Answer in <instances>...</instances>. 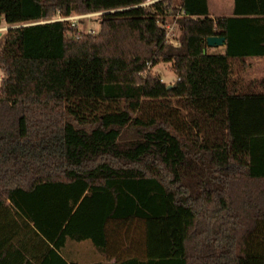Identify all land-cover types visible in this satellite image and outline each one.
Returning <instances> with one entry per match:
<instances>
[{
  "label": "trees",
  "instance_id": "trees-1",
  "mask_svg": "<svg viewBox=\"0 0 264 264\" xmlns=\"http://www.w3.org/2000/svg\"><path fill=\"white\" fill-rule=\"evenodd\" d=\"M146 1L0 0V264H105L68 261L69 239L113 264H264V78L238 73L264 0Z\"/></svg>",
  "mask_w": 264,
  "mask_h": 264
},
{
  "label": "rangeland",
  "instance_id": "rangeland-1",
  "mask_svg": "<svg viewBox=\"0 0 264 264\" xmlns=\"http://www.w3.org/2000/svg\"><path fill=\"white\" fill-rule=\"evenodd\" d=\"M177 2H179L180 0H176ZM212 4L214 6V8L217 10L216 8V3L218 1H222L224 2V4H228L230 2V0H211ZM174 15L169 14L167 16V20H173ZM100 20H101V13L100 12H89L86 14V16H83L79 19V23L77 25V28L79 30H81V32H98L100 30ZM10 25L3 22L0 25V37H2L8 27ZM173 37L176 38L177 35L179 34V28L175 29L174 32H172ZM174 42H177L176 40H174ZM209 46V49H212V47H216V46ZM211 51H215V50H211ZM240 63V62H239ZM243 69V70H242ZM240 69L239 75L243 76V79L245 80V83H248L251 81L252 79V75H254V77L256 78L255 80H260L262 78H264V61H257L255 63H251L249 67L247 68H242ZM152 71L155 74H158L161 76V78L165 81H167L168 83H173L176 80V73L175 71L172 69L171 63L167 62V61H161L159 63H157L153 68ZM6 75V71L3 70L0 67V83L2 80V77ZM73 245H69V249H73L76 245V249L79 251V254L76 255L79 259H85V258H90L93 256L92 250H96L93 242L91 239H83V240H73V242H71ZM78 253V252H77Z\"/></svg>",
  "mask_w": 264,
  "mask_h": 264
},
{
  "label": "crops",
  "instance_id": "crops-1",
  "mask_svg": "<svg viewBox=\"0 0 264 264\" xmlns=\"http://www.w3.org/2000/svg\"><path fill=\"white\" fill-rule=\"evenodd\" d=\"M209 2V8L211 11V14L214 16H226V15H230L233 13V9H234V0H230V2L228 4H224V2L222 1H218L216 3V8L217 10L214 8L212 1L208 0ZM226 47V44L223 45H219L216 47H212V49H208L209 51L211 50H215V51H224ZM264 61V55L263 56H244L242 57V59L239 61L243 66L241 67V69L247 68L250 66L251 63H255L257 61ZM243 70V69H242ZM240 71H238L239 73ZM256 78L254 77V75H252V79L251 81H256ZM250 81V82H251ZM81 241V240H80ZM71 242H73V240H68L65 245L63 246L61 252L62 255L68 259V261L70 262H79V263H83V262H93V261H98L101 260L103 261L105 264H113L114 262V258L111 259L110 261H107L105 255L101 252H99L97 249L96 250H92L93 256L90 258H85V259H79L76 255L79 254V251L76 249V245L75 247L71 250L69 249V245H73ZM74 246V245H73ZM78 252V253H77Z\"/></svg>",
  "mask_w": 264,
  "mask_h": 264
},
{
  "label": "built area",
  "instance_id": "built-area-1",
  "mask_svg": "<svg viewBox=\"0 0 264 264\" xmlns=\"http://www.w3.org/2000/svg\"><path fill=\"white\" fill-rule=\"evenodd\" d=\"M153 1H155V0H147L146 2H144V4H148V3L153 2ZM86 14L87 13H72V14L64 15L60 11H58L53 17H50L46 20H66L72 26V25H78L79 19L83 16H86ZM171 15H174L173 16L174 19L172 21L167 20L163 24L166 28V36L171 41L174 42V40H176V38L173 37L172 32H174L175 29L179 28L178 23H177V17L180 15V12H178L177 14L171 13ZM78 32L80 33L81 30L78 29Z\"/></svg>",
  "mask_w": 264,
  "mask_h": 264
},
{
  "label": "water",
  "instance_id": "water-1",
  "mask_svg": "<svg viewBox=\"0 0 264 264\" xmlns=\"http://www.w3.org/2000/svg\"><path fill=\"white\" fill-rule=\"evenodd\" d=\"M1 34V32H0ZM226 42V37L219 34H211L207 36V44L210 46L223 45ZM170 86V85H169Z\"/></svg>",
  "mask_w": 264,
  "mask_h": 264
}]
</instances>
